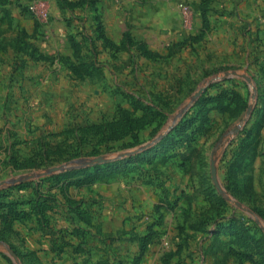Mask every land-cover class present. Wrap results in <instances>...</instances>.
Segmentation results:
<instances>
[{"label": "rangeland", "instance_id": "1", "mask_svg": "<svg viewBox=\"0 0 264 264\" xmlns=\"http://www.w3.org/2000/svg\"><path fill=\"white\" fill-rule=\"evenodd\" d=\"M0 264H264V0H0Z\"/></svg>", "mask_w": 264, "mask_h": 264}, {"label": "water", "instance_id": "2", "mask_svg": "<svg viewBox=\"0 0 264 264\" xmlns=\"http://www.w3.org/2000/svg\"><path fill=\"white\" fill-rule=\"evenodd\" d=\"M213 176H214V179L216 180L217 179V173H216V170L214 167H213Z\"/></svg>", "mask_w": 264, "mask_h": 264}]
</instances>
